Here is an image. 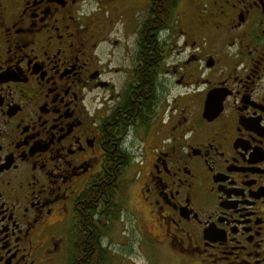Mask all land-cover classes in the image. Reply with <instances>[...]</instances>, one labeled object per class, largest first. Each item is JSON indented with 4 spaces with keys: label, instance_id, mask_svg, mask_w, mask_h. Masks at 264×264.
I'll return each instance as SVG.
<instances>
[{
    "label": "flooded vegetation",
    "instance_id": "obj_1",
    "mask_svg": "<svg viewBox=\"0 0 264 264\" xmlns=\"http://www.w3.org/2000/svg\"><path fill=\"white\" fill-rule=\"evenodd\" d=\"M171 1L0 0V264H264V0Z\"/></svg>",
    "mask_w": 264,
    "mask_h": 264
},
{
    "label": "rangeland",
    "instance_id": "obj_2",
    "mask_svg": "<svg viewBox=\"0 0 264 264\" xmlns=\"http://www.w3.org/2000/svg\"><path fill=\"white\" fill-rule=\"evenodd\" d=\"M136 169V164L132 165L130 169L126 171V177H132V171ZM123 190H127V186L123 183ZM129 194L131 195V205L132 199L135 200L136 188L129 189ZM126 193V192H125ZM129 207V202L127 204ZM130 219V216L128 217ZM133 228V221H126L123 217V221L116 222L110 232L109 241L107 246L109 247V252L111 254V263L110 264H157L155 262L156 258L149 256L146 257V251H140L137 243V234L135 233L133 240L130 242L131 230ZM133 243V244H132ZM131 244V246H130ZM129 252V254H124Z\"/></svg>",
    "mask_w": 264,
    "mask_h": 264
},
{
    "label": "trees",
    "instance_id": "obj_3",
    "mask_svg": "<svg viewBox=\"0 0 264 264\" xmlns=\"http://www.w3.org/2000/svg\"><path fill=\"white\" fill-rule=\"evenodd\" d=\"M177 1L178 0H175V4L177 3ZM171 2H172L171 0H152V9L157 11L159 6H161V5L167 6L168 5L166 7V10H169L171 5H172ZM173 6H175V5H173ZM154 13H155V11H154ZM160 18H162V14H158V19H160ZM158 24H159L158 25V30H159L163 27V24L160 21L158 22ZM104 188H105V184H102L101 186L97 184V186L94 187L93 190L87 192L85 195V199H84L85 201H84V205L82 206V208L84 209V213H86V215H87L88 221L85 223L86 228H87L88 224H90V219H91V216H89L87 213L89 211H91V209L93 208V205L96 204L95 200L99 197V195L101 194V192ZM112 188L113 187L110 186L108 191H106L110 194V196L113 194ZM101 195H105V193L101 194ZM89 214H91V212ZM86 235L88 236L87 231H86ZM90 244L91 243H90V240H88V238H86L85 241L81 242V245L84 248L83 249L84 251L82 252V250H81L80 253L82 252L83 260H85V262L84 261L82 262L84 264H90V261L92 260L91 255H90V253H91ZM80 248H81V246H80ZM94 248L96 250V255L98 256L97 251L99 250V242L97 239L94 241ZM78 254L75 253L74 258H73V262H72L73 264H78L76 262V257L78 256ZM97 256H96V260L98 261V259H100V258H97Z\"/></svg>",
    "mask_w": 264,
    "mask_h": 264
}]
</instances>
